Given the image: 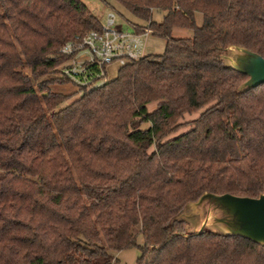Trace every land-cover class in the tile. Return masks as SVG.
Returning <instances> with one entry per match:
<instances>
[{
    "label": "trees",
    "instance_id": "obj_1",
    "mask_svg": "<svg viewBox=\"0 0 264 264\" xmlns=\"http://www.w3.org/2000/svg\"><path fill=\"white\" fill-rule=\"evenodd\" d=\"M110 1L164 51L73 98L50 89L71 86L52 78L58 49L98 19L79 0H0V264H112L132 248L134 264H264V246L177 218L203 193H264V83L239 92L220 58L264 60V0Z\"/></svg>",
    "mask_w": 264,
    "mask_h": 264
},
{
    "label": "water",
    "instance_id": "obj_2",
    "mask_svg": "<svg viewBox=\"0 0 264 264\" xmlns=\"http://www.w3.org/2000/svg\"><path fill=\"white\" fill-rule=\"evenodd\" d=\"M220 58L224 65L246 77L237 88L245 92L264 83V60L239 46H228ZM178 219L186 222L200 218L196 227H187L192 234L203 229L225 236L239 237L264 246V193L256 198L228 194H201L185 205Z\"/></svg>",
    "mask_w": 264,
    "mask_h": 264
},
{
    "label": "built area",
    "instance_id": "obj_3",
    "mask_svg": "<svg viewBox=\"0 0 264 264\" xmlns=\"http://www.w3.org/2000/svg\"><path fill=\"white\" fill-rule=\"evenodd\" d=\"M115 15L108 11L97 30L65 42L58 49L64 59L58 66V77L77 90L91 91L107 81L106 68L137 63L147 54L144 39L150 34L147 27L139 32L123 31L114 23Z\"/></svg>",
    "mask_w": 264,
    "mask_h": 264
},
{
    "label": "rangeland",
    "instance_id": "obj_4",
    "mask_svg": "<svg viewBox=\"0 0 264 264\" xmlns=\"http://www.w3.org/2000/svg\"><path fill=\"white\" fill-rule=\"evenodd\" d=\"M85 7L90 11V13L95 16L100 23H103L104 16L108 11H111L115 15L114 23L116 27H119L123 31H132L129 24L136 23L139 26L145 27L146 24L143 22H139L133 17H131L128 13H126L120 6L115 4L110 0H104L105 3L101 0H79ZM163 16V12H152L151 20L155 23H158ZM194 22L197 27H199L202 23V18L200 13H194ZM137 30L136 32H139ZM171 36L175 38H190L191 31L185 29H173L171 32ZM144 51L147 55H161L164 51V41L158 37L147 35L144 39ZM117 71V67L115 65H110L106 68L107 80H111L114 78ZM52 78L58 79V75L54 74ZM52 92L62 93V94H70L75 93L74 97H77V89L69 86V85H53L50 87ZM72 100V99H71ZM197 114H191L188 116H184L182 121L180 122H188L195 118ZM186 128H182L178 131V134L184 132ZM200 218H195L192 220L191 218L186 221V223L191 227H196ZM189 230V229H188ZM136 244H142V240L139 235L135 238ZM138 257V251L135 248L128 249L123 251L118 257V262L116 264H134L135 259Z\"/></svg>",
    "mask_w": 264,
    "mask_h": 264
},
{
    "label": "crops",
    "instance_id": "obj_5",
    "mask_svg": "<svg viewBox=\"0 0 264 264\" xmlns=\"http://www.w3.org/2000/svg\"><path fill=\"white\" fill-rule=\"evenodd\" d=\"M126 251V250H123ZM123 251H119L114 255V262L112 264H116L118 262L117 257L123 252Z\"/></svg>",
    "mask_w": 264,
    "mask_h": 264
}]
</instances>
